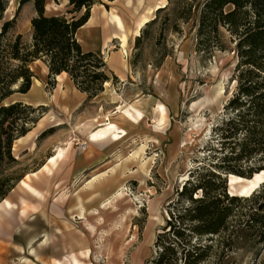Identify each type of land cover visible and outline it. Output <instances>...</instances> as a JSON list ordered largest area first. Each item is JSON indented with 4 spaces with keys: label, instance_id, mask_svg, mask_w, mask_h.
Wrapping results in <instances>:
<instances>
[{
    "label": "rangeland",
    "instance_id": "obj_1",
    "mask_svg": "<svg viewBox=\"0 0 264 264\" xmlns=\"http://www.w3.org/2000/svg\"><path fill=\"white\" fill-rule=\"evenodd\" d=\"M5 1V19L16 16L11 35L20 33L25 43L31 42V20L37 15L34 3L28 1L20 6L21 0ZM157 1L159 0H145L140 10L136 11L125 0H103L91 10V14L97 17L105 9L121 16L129 33L125 55L122 54L118 38L110 41L106 38L100 44L98 38H92L89 34L81 36L84 49L96 51L105 60L117 52L121 59L126 60L131 71L125 85L113 79L105 84L108 90L101 93L102 102L126 105L138 99H149L153 105L163 102L167 107L164 129L153 128L149 134L154 140L148 143L144 154V158L149 159L148 175L143 178L138 164L133 162L123 176V198L96 214L99 199L88 197V220L82 223L76 217L72 222L67 211L70 200L60 197L62 194L71 195L78 191L86 177L82 175V180L77 183L70 180L68 165L65 164L70 155H76L85 149V144L89 143L88 133L78 130L81 138L75 137L76 116L65 117L60 113L54 93L55 86L49 83V79H42V69L36 66L35 78L42 84V90L47 96L44 103L49 109L43 126H38L37 129L45 128L48 132L44 136L39 135L38 139L17 143L13 150L16 161L5 164L1 170L0 177L10 176L15 182V187L5 198L19 206L8 215L0 216V264L5 260L22 261V254L18 251H22L21 247L26 245L29 239L27 236L35 235L36 232L33 231L51 229V222L36 221L34 218L37 213L49 212V218L52 219L50 215L52 216L54 199L61 204V234L50 237L47 244L50 248L47 249L54 250L52 256L55 257L48 259L49 262L60 259L64 264H70L68 257L75 255L83 264H150L159 252V247L156 246L157 235L170 219L169 211H176L169 203L177 199V191L192 177L190 172L194 168L216 163L218 160L216 124L225 116L224 106L236 88V82L232 80L237 62V55L233 50L235 43L225 29H222L225 50L216 48V34L211 39L202 40L199 31L207 0H167L166 8L149 14L156 20L146 24L141 31L142 37L137 41L134 32L139 16L148 5H154ZM68 8L65 0L58 3L46 0L45 10L48 15L66 13ZM82 13L83 11L78 16ZM41 65L43 67L42 63ZM225 75H230L225 84L226 94L213 102L211 99L214 88ZM32 94L36 95L34 92ZM17 97L16 95L14 98ZM85 108L80 113L82 116L87 108L92 110L91 107ZM158 118V113L154 112L151 120L149 119L150 123L154 126ZM99 121H104V118ZM140 131L144 133L143 130ZM48 137L50 139L45 142ZM69 139H74L71 154L58 164L52 175L40 172L28 179L45 198H38L23 189L20 181L25 175L37 171L54 154L53 149L65 146ZM143 141L146 140L139 137L133 139L129 135L119 142L106 140L105 149L119 151L117 159L121 162ZM48 143H52V147L47 148ZM217 154L222 155L220 152ZM197 177L198 173H195V179ZM239 187H233V192H238ZM200 194L198 191L196 195ZM21 198L26 199L27 203L25 216L19 215V210L23 208ZM182 204L185 206L188 202L184 200ZM152 206L158 209V219L154 218ZM90 225L94 226L93 231L89 228ZM212 236L213 234H208L203 237V242H214V246L207 259L200 264H211L214 261L216 264H264V249L240 246L229 255H224L216 243L217 237L209 239ZM40 241L42 238H38L33 244L39 245ZM88 250L89 253L85 254ZM180 262L183 264L184 258Z\"/></svg>",
    "mask_w": 264,
    "mask_h": 264
},
{
    "label": "trees",
    "instance_id": "obj_2",
    "mask_svg": "<svg viewBox=\"0 0 264 264\" xmlns=\"http://www.w3.org/2000/svg\"><path fill=\"white\" fill-rule=\"evenodd\" d=\"M28 1L34 3L37 15L31 20L32 40L25 43L22 34L11 35L16 16L5 19L7 1L0 0V173L5 164L16 161L15 140L49 111L44 104L5 103L14 93L31 89L36 76L32 62L46 63L52 86L57 75L67 72L88 99L102 93L107 81L119 80L103 56L84 49L77 38L93 6L103 0H65L67 12L52 15L46 14V0H21L20 6ZM222 29L235 43L237 62L232 76L236 88L224 106L225 116L216 124L218 160L194 168L177 199L169 203L176 211H169L170 219L157 235L159 252L150 264H181L183 258V264H200L214 246L203 242L208 234H213L210 240L217 237L224 255L240 246L264 249V182L251 195L239 196L229 193L227 181L228 174L251 178L264 170V0H207L199 31L202 40L216 34V48L225 50ZM141 37L142 33L137 41ZM14 187L10 176L0 177V200ZM184 200L188 205L182 204Z\"/></svg>",
    "mask_w": 264,
    "mask_h": 264
},
{
    "label": "bare ground",
    "instance_id": "obj_3",
    "mask_svg": "<svg viewBox=\"0 0 264 264\" xmlns=\"http://www.w3.org/2000/svg\"><path fill=\"white\" fill-rule=\"evenodd\" d=\"M145 0H125L128 6H131L134 10L139 11L140 8L144 5ZM113 2V1H111ZM167 0H159L154 5H148L145 10L140 14L139 20L137 22V26L135 29V35L139 36L141 34L142 29L149 23L153 18L150 17L149 14L158 11L159 8L167 6ZM96 5L93 6V8ZM92 8V9H93ZM100 17L103 19V24L107 26V29L111 31V35L108 36V41L112 38H118L122 48V54H126V47L129 41V33L125 27V24L121 18V16L113 11L102 10L100 11ZM80 41L83 39L80 37ZM111 59V58H109ZM123 63L126 65V60L123 58ZM32 69L36 67L35 65L31 66ZM67 73V72H65ZM230 78V75H225V77L218 82V84L214 88V93L212 97V101H216V99L222 97L226 94V81ZM60 80L62 77L59 78ZM35 88L33 90L36 95H41L42 99L46 101L47 96L45 92L42 90V84L38 79H34ZM108 84V81L105 83ZM61 93L65 95V91L61 90ZM8 104V100L5 101ZM158 113V120L155 122V125L149 123V119L152 117L153 113ZM114 114V117H111ZM44 114L38 123L37 127H42L45 120ZM100 117L97 116L94 122L87 123L88 125V140L90 143L85 144L84 156L90 157L94 154V148L91 145V142H96L99 140H111L113 142H119L125 139L127 136L131 134V130L134 126H138L143 128L145 125L149 126L153 131V128L156 130L164 129L165 123L167 120V107L163 102H159L156 105L151 104L149 99L146 100H135L131 103L126 104L125 106L118 104L114 110V113L106 114L104 121H99ZM97 124H96V123ZM81 129V128H80ZM35 132L27 133L25 136H22L15 140L13 150L17 143H25L32 141L34 139ZM149 138L154 140L152 135H149ZM148 140L143 141L128 157L123 159L121 162L113 165L110 170L105 171L103 173H99L94 175L88 182L85 184V189L78 190L71 195L62 194L60 198H66L70 200V203L67 211L69 214L70 220L75 221V213H77L80 217H85L86 212L89 210L84 205V193H86V197L88 198H96L99 199V208L95 210L96 214H100L101 209H107L113 206L114 202L123 198L125 196V182L123 176L125 174V170L128 169L129 165L133 162L138 164V170L143 175V178L148 175L149 172V159L144 158V154L146 153ZM74 145V139H69L65 146H58L54 154L49 156L46 162L37 170L32 173H27L25 178L20 181V185L27 192L35 195L38 198H45V195L28 179L31 176H37L40 172H46L48 175H52L54 170L58 167V164L61 161H64L69 155L71 149ZM173 151V149H172ZM186 175L184 176V178ZM144 180V179H143ZM264 182V170L255 173L251 178L245 177H237L234 176L231 178V185L233 186L236 183H240L241 186L236 193L239 196H249L251 195L262 183ZM231 191H233L231 189ZM21 205L23 208L19 210L20 216H25L27 212L26 199L21 198ZM19 205L12 202L9 198H4L0 201V216L8 215L10 211L17 208ZM152 211L155 212L154 218L158 219L157 216V207L152 206ZM89 228L93 231L94 226L90 225ZM36 240L35 236H32L28 239L27 243L31 244ZM49 234L46 232L45 239L42 242L44 245L49 244ZM85 254L89 253V250L84 252ZM70 264H83L80 259H78L75 255L71 258L67 259ZM54 264H64L63 260L55 259Z\"/></svg>",
    "mask_w": 264,
    "mask_h": 264
},
{
    "label": "crops",
    "instance_id": "obj_4",
    "mask_svg": "<svg viewBox=\"0 0 264 264\" xmlns=\"http://www.w3.org/2000/svg\"><path fill=\"white\" fill-rule=\"evenodd\" d=\"M109 30L107 27L103 24V19L101 17L94 16L91 14L89 20L81 26L77 31V38L81 36H84L85 34H89L92 38H98L99 43L102 44L104 41H106V38H108ZM79 42L82 44V42L79 40ZM83 46V44H82ZM91 50V49H87ZM94 51V50H93ZM96 52V51H95ZM99 54V53H98ZM111 59L105 60L108 67L118 76L120 83L125 85L126 81L128 80L130 76V69L128 66V63L126 62V65H124L123 60L121 59L120 54L117 52L113 53V55L110 57ZM43 64V67L41 65ZM41 67L42 69V79L46 80L49 79V69L46 63H44L42 60H36L31 63L32 65H35ZM32 68V67H31ZM34 71V68L32 69ZM62 77L60 80L59 78ZM33 78L32 87L27 93H14L12 96H10L7 100L9 103L15 102V101H22L28 104H44L47 105L46 101L41 100V95H33L32 92L35 88V82ZM47 81V80H46ZM47 84V83H46ZM62 91H65V95L61 93ZM108 90L106 88L102 93H105ZM54 93L56 95V100L58 105V109L60 113H62L65 117H68V115H74L75 117V137L81 138L80 131L88 133V125L89 122H94L95 118L99 116V119L105 118L106 114L114 112L115 108L117 107V104H111L107 102H102L101 99V93L94 97L93 99H88V95L85 92L80 91L76 85L74 84L73 80L70 78L68 73L62 72L61 74L57 75L55 77V87H54ZM18 96L17 98H14L15 96ZM14 98V99H12ZM113 105V106H112ZM123 105V104H122ZM125 106V105H123ZM84 107H91L92 110H86L84 113V116H82V110ZM85 108V109H86ZM151 120V119H150ZM149 120V123H150ZM151 124V123H150ZM79 127V129H77ZM54 128V127H52ZM81 128V129H80ZM46 129H37V125L32 128L31 131L28 133L35 132L34 138L38 139L39 135H41ZM143 130L144 133H140ZM79 134H78V133ZM150 127H138L134 126L131 130L130 138L136 139L144 138L145 140H148V142H152V139L149 138V134L151 133ZM50 138H46L44 141L48 142ZM129 139V138H128ZM89 141V140H88ZM106 140H99L96 142H91L92 147L94 148V154L90 157L84 156V150L80 151L79 153H76V155H70V159L68 160V163L65 165H68V171L70 175V180H74V182H78L82 180L80 177L85 176L86 178L82 182L79 190L85 189V184L90 180L94 175H97L99 173H103L105 171L110 170V168L117 164L120 159L118 157L119 151L114 150H106L105 149V142ZM44 142V144H45ZM90 143V142H89ZM93 143V144H92ZM150 145V144H149ZM52 147V143H48L47 148ZM54 153L56 151V148L53 149ZM71 154V152H70ZM67 159V158H66ZM65 159V160H66ZM64 160V161H65ZM63 161H61L59 164H61ZM71 182H69L70 184ZM84 205L87 208L89 205V201H87L86 193H84ZM61 204L57 202L55 199L53 200V209H52V216L49 218V212L46 213H37L35 215V220L37 221H49L51 222L50 227L51 229H43L40 231H33L36 232L35 235L30 234L27 236V238H30L32 236L36 237V240L38 238H42V241H40L39 245H34L32 242L31 244H28L26 242V245H23L22 251H18L19 254H22V261H8L5 260L4 263L1 264H54L52 261H48V259H53L55 256L53 255V251H48L50 247H47V245H44L42 242L45 239L46 232L49 234V237H57L60 236L61 230H60V222H61ZM66 211V210H65ZM89 212V211H88ZM86 212L85 217H80L77 213H75V216L78 217L82 223L88 220ZM33 219V220H34ZM47 249V250H46Z\"/></svg>",
    "mask_w": 264,
    "mask_h": 264
},
{
    "label": "water",
    "instance_id": "obj_5",
    "mask_svg": "<svg viewBox=\"0 0 264 264\" xmlns=\"http://www.w3.org/2000/svg\"><path fill=\"white\" fill-rule=\"evenodd\" d=\"M234 176H237V175H234V174H228L227 175V181H228V187H229V193L232 194V195H237L236 193H232L233 191H231V189L233 187H239L241 186L240 183H236L234 184L233 186L231 185V178L234 177ZM237 177H240V176H237ZM247 196V195H246Z\"/></svg>",
    "mask_w": 264,
    "mask_h": 264
}]
</instances>
